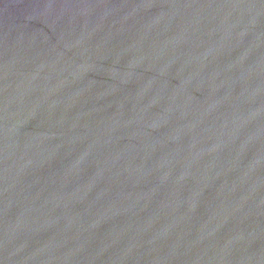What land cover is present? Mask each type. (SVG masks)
<instances>
[{"label": "water", "instance_id": "water-1", "mask_svg": "<svg viewBox=\"0 0 264 264\" xmlns=\"http://www.w3.org/2000/svg\"><path fill=\"white\" fill-rule=\"evenodd\" d=\"M0 264H264V0H0Z\"/></svg>", "mask_w": 264, "mask_h": 264}]
</instances>
